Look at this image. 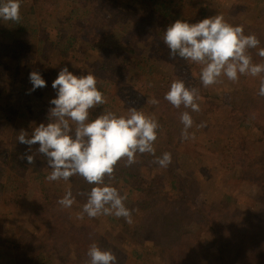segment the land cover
I'll list each match as a JSON object with an SVG mask.
<instances>
[{"label":"rangeland","instance_id":"rangeland-1","mask_svg":"<svg viewBox=\"0 0 264 264\" xmlns=\"http://www.w3.org/2000/svg\"><path fill=\"white\" fill-rule=\"evenodd\" d=\"M174 1L176 4L171 11L167 3H161L154 9V14H151L150 20H148L150 30L140 23L138 28L129 32H124L122 28L125 26L119 25L113 16L100 18V15L104 14V9L102 11L101 5L97 3L95 5V17L84 28L87 32L82 34L81 31L77 30L81 35H79L76 45L79 49V55L76 54V56L83 59L98 58L97 51L91 49V45H95L92 35L98 34L99 38L102 33H109L114 37L109 41L111 48L119 51L125 50L126 57L137 59L141 56L145 46L153 43L152 37L158 36L162 39L166 28L176 20H188L189 23L198 21V18L195 17L196 14H193L195 3L188 0ZM248 1L251 5L248 9L254 15L253 18L247 14V10L244 12V0H213L219 5L218 15H222L226 22L234 26L242 25L246 35L254 33L261 39L262 33H264V24L260 23V12L253 0ZM241 4H243L242 9L239 10ZM256 16L257 19L254 18ZM86 18L89 19L88 16ZM42 21L44 22V20ZM78 24L82 25L80 22ZM125 25L130 30L131 23L128 21ZM2 27H6V24L0 20V28ZM88 34L91 36L88 37ZM122 35L128 37L130 46H126L127 42L123 43ZM14 42L18 44L19 39ZM128 47L135 50L130 52ZM260 47H263L262 42ZM257 51L258 49L250 50L251 55L256 57ZM46 55H48L47 52ZM9 59V57L0 59V67L5 70V74L0 76V81H2L0 82V91L9 101L8 105H12L17 97L21 98L17 100L18 103L28 104L25 90H22L21 94L12 80ZM27 61L31 64L34 63L32 58H27L25 62ZM50 61H52L50 67L53 66L56 70L53 75L58 74L60 69L56 63L60 62L59 57L53 55ZM164 63L167 68L166 75L169 78L168 83H165V88L168 90L170 83L178 76L179 70L184 67L183 64H186V61L177 58L176 60L168 59ZM28 77L29 74L26 75L25 85H31ZM53 77L50 78L49 76L48 78L53 81L56 78ZM243 78L244 76H240L239 81L233 83L223 77L220 83L212 87L216 90L220 87L223 90L222 97L229 95V92H236V96H241L239 97L241 103L246 98L247 109L243 105L246 114L242 113L241 115H245L243 117L245 122L246 116L249 115L252 119L257 120V125H251L248 129L242 121V124H237L235 131H233L232 122L226 115L230 111L225 110L226 105H212L207 110V115L214 109L215 112L212 113L214 119L211 121L200 119L199 126L203 124L204 129L208 128L210 133H207L210 136L214 135L216 131L221 134L216 135L211 142L210 147L213 152L207 157H203L204 140H201L203 136L197 143L200 145L197 146L195 145L197 140L194 139V136L188 140L181 139L183 125L177 123L172 125L166 122L163 128L160 127L158 138L154 143L156 155L159 156L164 147L175 143L176 147L178 146L177 152L185 153V157L177 162L178 157L174 155L168 168H160L152 162V156L137 155L136 163L130 167L125 166L126 161L124 160L118 163L132 170L133 174L135 173L130 183L121 185L115 178L109 181V178L105 177L106 183L110 182L111 186L116 187L122 195H127L124 203L129 209L134 210L132 225L127 224L123 218L118 219L114 215L111 216L112 220L108 219V223L102 216L88 218L85 215L82 220L78 219L77 214L82 211V206L87 200V194L92 185H89L79 175L71 177L69 181L48 182L46 176L51 169L44 163L42 155L36 153L39 145L33 146L32 152L29 153L34 155V164L28 165L26 160L19 159L20 155L27 149L26 145L17 142L19 131L23 129L30 135L32 129L39 123L48 122V110L52 107L49 101L55 97L56 92L51 93L50 90H43V88L36 90L40 95L38 108L31 110L27 106L20 111V114L15 115H11L12 111L5 112L4 109L7 104L1 98L0 181L8 186L10 197L13 196V192L18 193L21 205L17 208L9 206L7 219L0 218V264H11L14 260L23 259L22 251L25 250V244L37 239H44L48 235L47 228L49 225L46 227L31 224L28 219L32 215H47L48 220H52L54 240L56 239L60 246L66 245L67 253L65 254L73 260H68L64 254L56 253L51 247L47 252L52 264H87L86 253L93 242H96L103 250L114 252L118 264H215L211 259L212 252L210 250L215 249L216 244L224 246V249L229 247L226 250L233 252L234 255H230H233L231 259L234 264H264V225L262 226L264 223V186H261L262 183L264 184V97L257 95L258 78L251 77L250 81L247 80L248 82ZM115 83L116 85L121 84L117 80ZM241 87H244L243 94L240 92ZM115 91L116 87H110V92L106 95L105 109L115 112L117 115H127L131 106L126 100L117 98V94L114 96ZM15 108L18 107L15 106ZM92 113L91 110L90 118H95L97 115L93 114L92 116ZM71 126L74 137L75 125ZM168 138L171 139L169 143ZM218 138L222 141L217 142ZM254 151L259 154L258 161L250 160L247 167L238 165L239 160L244 158L243 156L248 157ZM139 159L142 163L149 162L148 165L145 167L140 165ZM46 170L49 173H46ZM43 171L45 175H43ZM232 175L236 176L234 181L230 179ZM168 178L177 179L178 185H183L180 192L199 205L200 209L204 206L208 210L212 218V225L216 227L215 234L212 229H208V231L204 229L210 225V222L204 227L200 226L199 223L188 224L184 222L183 216L179 218L178 225L175 221L173 222V217L183 208V200H176L174 196L168 194L170 195L169 198L164 193L163 190H169L168 186L165 185ZM153 180L159 186L152 184V187H149L148 184ZM15 187H17L16 190ZM78 187H81V190ZM41 190H44L50 199L41 203L42 208L37 203L35 209L33 207L34 199L38 198L39 194L41 199ZM69 190L75 197V202L70 209H63L57 201ZM231 194L234 195L231 199L236 200L233 205L229 204L232 201L228 202L225 198V195L231 196ZM12 201L14 200L12 199ZM2 214H5V209L0 211V217L3 216ZM34 216L32 218H35ZM104 217L108 218V216ZM181 222L185 225L180 224ZM13 230L14 232H12ZM213 238H215V242H213ZM8 239H17L16 243L20 245L18 250L12 248L13 244L7 245ZM177 239L176 247L173 241ZM9 242L11 243V241ZM225 244H227L226 247ZM145 246L149 248L147 259L143 258L136 261L135 257L125 255L130 254L134 248ZM75 247L78 256H76ZM150 249L154 251L155 249H162L167 254L161 252V254H154ZM226 250L225 252L222 250V255L227 258ZM156 256L160 257L161 260Z\"/></svg>","mask_w":264,"mask_h":264},{"label":"trees","instance_id":"trees-1","mask_svg":"<svg viewBox=\"0 0 264 264\" xmlns=\"http://www.w3.org/2000/svg\"><path fill=\"white\" fill-rule=\"evenodd\" d=\"M188 1L195 3L193 14H196L195 17L198 18L197 22L204 18L219 14V5L213 2V0ZM248 2V0H244L245 4H241L239 6V10L242 9L243 5L244 12L247 10V14L253 18L254 15L250 13L248 9L251 6ZM97 3L101 5L102 11L104 9V14L100 15V18H104V16L115 17L119 25L125 26L122 28L124 32H129L131 30L134 31L133 29L138 28L140 23L150 30L148 27V20H150L151 14H154V9H156L161 3H167L169 10L171 11L174 7V4H176L174 0H21V20L19 24L2 20L5 22L6 27L0 28V59L4 57L10 58V66L12 70L11 76H13L12 80L16 84L17 88H19L20 93L22 94V90L27 92V90L31 88V85H25L26 75H28L30 71H39L42 74L43 79H45L47 82V86L44 87L43 90H50L51 93L55 92V90H53L51 87L52 81L49 80L48 77L50 76V78H52L53 76H57V74L53 75L54 71H56L54 67H50V62H52L50 61L51 58L53 55H57V57L60 59V62L56 61L58 69L64 65H68L69 70L76 75H86L89 73L95 75L97 78V87L100 91H102L105 98L107 93L110 92V87H116V91L113 94L114 96L117 94V98L126 100L131 108L135 107L137 110L144 112L148 116H154L158 120L159 124H161V128L166 125V122L171 123L172 125L175 123L182 125L179 116L180 113L186 109H184L183 106H181L180 109H176L163 99L164 94L168 91L165 88V83H168L169 81V78H167L166 75L167 68L164 61H168L169 56L168 49L163 44V40L160 37H152L154 39L153 43L145 46L144 51L140 54L141 56H139L137 59H132L125 56V50L119 51L117 48V50L111 48L109 41L114 37H112V35L109 33H102L101 37L99 38L98 34L92 35V38L95 40V45H91V49H95L99 54V57L96 59H83L76 56V54L79 55V49L76 47L79 40L78 37L81 35L80 33L84 34L87 32V30H84V28H86V24L91 22V19L95 17V5ZM253 3L255 6H257L258 11L260 12V23L264 24V0H253ZM86 16H88L89 19H87ZM254 18L257 19V16ZM41 20H44V22H41ZM128 21L131 23L130 30H128L125 25V23ZM78 22H80L82 25H79ZM77 30L81 32L78 33ZM262 35L263 36L261 37L260 41L264 47V33H262ZM89 36H91V34H88V37ZM121 38L123 43L127 42L126 46H130L128 37L122 35ZM16 39H19L18 44H15L14 42ZM134 50L135 49H129L128 47V51L133 52ZM46 52L48 55H46ZM27 58L34 59V63L31 64L28 61L25 62ZM253 61L261 62L257 55L256 57H253ZM183 66L184 67L179 70L178 76H176L175 79L183 80L187 87L198 88L200 92V98L197 101L200 105V111L193 113L191 110H188L194 121L192 128L189 129V133L190 136H194V139L197 140L195 144L197 146L200 145L197 143H199V140L203 136L201 139L204 140L202 147V149H204L203 157H207L208 154L213 152L210 144L216 135L221 134L219 131H216L214 135L210 136L207 133L209 132L208 128L204 129L203 127L199 126V122L201 121L200 119H206V121H211L214 119V116L212 115V113L215 112L214 109L211 110L207 115V110L212 105H226L225 110H230L226 113V115L230 118V122H232L233 131H235V126L237 124H242V121L244 122L245 127L248 129L251 127V125H257V120L252 119L249 115H247L245 122L243 118L245 115H241L242 113L246 114V98H244L241 103L239 100V97L241 96H236V92H229V95L222 97L223 90L220 87H218V90L214 89L212 86L209 88H204L199 81L200 66L196 64H190L187 61L186 64H183ZM1 74L4 75L5 70L0 67V76ZM250 78V76H244L243 79L250 81ZM115 80L121 84L116 85ZM37 91L32 92L30 95L27 94L26 102H28V104L18 103L17 100L21 98L17 97L16 101H14L12 105H8L9 101L0 91V105L1 98H3L5 101L4 103L7 104V107H5L4 110L5 112L12 111L11 115L20 114V111L22 109L24 110L27 106L29 109L35 110L38 108L40 101V95ZM243 91L244 87H241L240 92L242 94ZM153 97L160 101L158 106H153L148 102ZM243 105H245L246 109H244ZM15 106L18 108L16 109ZM105 106L106 104L92 109V116L93 114H101L104 110H106ZM260 125L263 124L260 123ZM71 135H73V131ZM170 141L171 139L168 138V143ZM221 141L222 139H217V142ZM165 151L170 152L172 156L177 155V162L185 157V153L177 152L178 146L176 147L175 143L164 147L159 155ZM256 152L257 151L252 152V155L248 157L243 156L244 158L239 160L238 165L247 167L250 160L255 159L258 161L259 154H256ZM42 159L46 164V160L43 155ZM138 161L139 164L144 167L149 163H142L141 159ZM183 164H185V161H183ZM49 172L46 170V173ZM140 174L142 175V173ZM43 175H45L44 171ZM134 175L135 173L133 174V171L124 165H116L114 178L119 184L122 185L123 183H130L131 178ZM38 176L40 178V174ZM235 178L236 176H230L232 181H234ZM144 182L147 183V181ZM152 184L158 185L154 180L148 184L149 187H152ZM165 185L169 188V190H163L166 195L170 194L174 196L176 200H183V208L175 217H173V222L175 221V223L178 225L179 218L182 216L184 222L188 224L195 225L196 223H199L200 226L204 227L208 222H210V225L204 227V229L207 231L208 229H212L214 234L216 233V227L212 225V218L208 210L204 206H202V209H200L199 205L195 204V202L190 200L189 197H185V194L180 192V189L181 191L183 189V185L179 186L177 179L168 178ZM261 186L263 187L264 184L262 183ZM16 189L17 187H15V190ZM78 189L81 190V187H78ZM171 190L172 193H170ZM9 194L10 193L6 183L0 181V203L2 204L0 211H4L5 209V214H2L3 216L0 218L7 219L6 215L9 206L17 208L21 205L18 193L16 191L13 192V196L11 195V197ZM41 194V199L40 194L38 195V198L34 199L33 207L35 209L37 208V203H39L42 208L41 203L47 202V200L50 199V196L46 194L44 190H41ZM170 195H168L169 198ZM225 196L228 202L232 201L229 203L230 205L236 203L235 199H231V197L234 196L233 194H231V196ZM12 199L16 203L12 201ZM33 216L34 215L30 216L28 219L30 220L31 224L35 226L49 225V228H47L48 235L44 239H37L31 243L25 244V250L22 251L24 255L23 259L14 260L11 264H52V262H50L51 259L49 257V253L47 252V250L51 247L52 249L54 248L56 253H59L60 255L64 254L68 260L73 261L65 254L67 253L66 245L60 246L56 239L54 240L52 232L54 226L52 220H48L47 215H36L34 216L35 218H32ZM102 217L106 223H108V219L112 220L111 216H108L107 218L102 215ZM185 223L181 222L180 224L185 225ZM263 225L264 223L262 226ZM12 232H14V230ZM9 241H11V243ZM177 241L178 239L173 241L174 246H176ZM16 242L17 239H8L6 241L7 245L13 244L12 248L18 250L20 245H18ZM213 242H215V238H213ZM226 246L227 244H225V247ZM148 249V246L139 248L137 247L136 249H132L130 254L125 255L127 257H135L134 259L136 261L143 258L147 259ZM226 249H224V246L216 244L215 249L210 250L212 252L211 259L215 264H234V261L231 259V257L234 255L233 252L227 251ZM222 250H224V252L226 250L227 258L226 256L222 255ZM150 251L154 254H167L166 251L162 249H155V251L150 249ZM75 252L76 256H78L76 247ZM213 253L217 254L213 255ZM156 257L161 260L160 257ZM135 260H133L134 263H136Z\"/></svg>","mask_w":264,"mask_h":264},{"label":"clouds","instance_id":"clouds-1","mask_svg":"<svg viewBox=\"0 0 264 264\" xmlns=\"http://www.w3.org/2000/svg\"><path fill=\"white\" fill-rule=\"evenodd\" d=\"M20 7L21 0H0V20L19 24ZM162 40L170 60L180 58L200 66L199 81L204 88L220 83L223 77L236 83L240 76H250L259 78L257 95L264 97V47H260L256 34L246 35L242 25L229 24L222 15L196 23L178 19L166 28ZM253 49H258L256 55L261 62L253 61L250 52ZM28 79L31 88L26 94L47 86L39 71H30ZM51 87L56 95L49 101L52 107L48 110V122L39 123L30 135L23 129L19 131L17 142L27 146L19 159L26 160L28 165L34 164V155L29 153L33 146L39 145L36 153L43 155L51 169L46 176L48 182L69 181L79 175L92 185L78 219L82 220L85 215L88 218L114 215L132 225L134 210L124 203L127 195H122L110 182L106 183L105 177L109 181L114 179L116 165L124 160L125 166L130 167L136 163L138 154L152 156L154 164L168 168L172 154L165 151L157 156L154 147L161 125L154 116L135 107L127 115L104 110L90 118L91 110L105 105L107 100L97 87L95 75H76L68 65L60 68ZM199 98V89L187 87L181 79L173 80L163 96L174 108L186 109L179 116L183 125L182 140L191 138L189 129L194 121L188 110L200 111ZM148 102L153 106L160 103L155 97ZM73 124L74 137L71 135ZM74 202L70 190L57 201L63 209H70ZM86 255L87 264H118L115 253L101 249L96 242L90 244Z\"/></svg>","mask_w":264,"mask_h":264}]
</instances>
